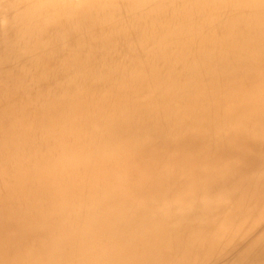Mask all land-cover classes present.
<instances>
[{"label": "bare ground", "instance_id": "obj_1", "mask_svg": "<svg viewBox=\"0 0 264 264\" xmlns=\"http://www.w3.org/2000/svg\"><path fill=\"white\" fill-rule=\"evenodd\" d=\"M0 264H264V0H0Z\"/></svg>", "mask_w": 264, "mask_h": 264}]
</instances>
